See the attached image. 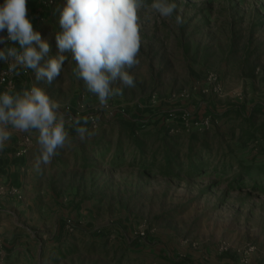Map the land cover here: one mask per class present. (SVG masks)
Instances as JSON below:
<instances>
[{"label": "rangeland", "instance_id": "1", "mask_svg": "<svg viewBox=\"0 0 264 264\" xmlns=\"http://www.w3.org/2000/svg\"><path fill=\"white\" fill-rule=\"evenodd\" d=\"M170 2L164 18L143 0L135 87L117 82L123 94L106 106L71 52L51 84L20 68L71 131L37 170L34 242L44 251L33 264H264V54H246L237 36L264 22V0ZM65 3L27 0L51 56ZM77 118L91 137L73 133ZM37 137L21 142L35 160ZM61 222L65 238L54 240Z\"/></svg>", "mask_w": 264, "mask_h": 264}, {"label": "clouds", "instance_id": "2", "mask_svg": "<svg viewBox=\"0 0 264 264\" xmlns=\"http://www.w3.org/2000/svg\"><path fill=\"white\" fill-rule=\"evenodd\" d=\"M143 0H66L59 12L62 31L55 36L58 53L49 55L50 45L33 29L27 16V0H4L0 5V61L9 63V71L18 67L35 72L36 81L51 84L62 72L66 56L71 52L77 64L75 72L87 91L94 94L102 106L109 98L122 95L119 84L135 87L130 69L139 64L141 45L138 10ZM161 17L170 18L176 4L170 0H152L149 6ZM176 23L182 17L176 15ZM7 45V46H6ZM58 101L50 98L43 87L33 84L30 90L0 93V150L10 140L11 129L38 133L40 156L35 162L48 165L58 149L70 146L64 114ZM75 131L81 140L93 133L84 126L87 120H75Z\"/></svg>", "mask_w": 264, "mask_h": 264}, {"label": "crops", "instance_id": "3", "mask_svg": "<svg viewBox=\"0 0 264 264\" xmlns=\"http://www.w3.org/2000/svg\"><path fill=\"white\" fill-rule=\"evenodd\" d=\"M3 3L4 0H0V5ZM33 6L34 3H30V13ZM40 10L42 11V8ZM243 25L242 33L237 36L245 45V53L250 54L249 50L256 46L254 54H264V22L256 26ZM4 46L0 45V49ZM4 70H9V63L0 61V74ZM20 71L18 67L12 72L13 94L23 92L31 83L30 80L20 76ZM3 92L4 86L0 84V93ZM71 125L73 131L76 126ZM9 131L12 132L10 140L6 142L3 150H0V263L33 264L44 251L36 247L34 242L37 233V213L34 207L36 191L33 188L37 185L38 172L32 150L23 155L17 153L23 138L33 139L36 131L22 133L11 129L10 126ZM60 237L65 238L62 222L54 240H60ZM55 251L58 252V248ZM61 253L64 255L63 250Z\"/></svg>", "mask_w": 264, "mask_h": 264}, {"label": "built area", "instance_id": "4", "mask_svg": "<svg viewBox=\"0 0 264 264\" xmlns=\"http://www.w3.org/2000/svg\"><path fill=\"white\" fill-rule=\"evenodd\" d=\"M7 33L6 30L4 32H0V36H5L6 37ZM4 45V44H0ZM24 73H26V70L23 69ZM12 72L9 70H4L0 74V84L4 86V91H10L12 92L13 90V83H12ZM69 121L71 122V118H69ZM93 123V121L91 122ZM27 152L26 148L21 147L20 150L18 151L17 155H23ZM0 252H1V246H0ZM1 264V263H0Z\"/></svg>", "mask_w": 264, "mask_h": 264}, {"label": "trees", "instance_id": "5", "mask_svg": "<svg viewBox=\"0 0 264 264\" xmlns=\"http://www.w3.org/2000/svg\"><path fill=\"white\" fill-rule=\"evenodd\" d=\"M30 3H34V2H32V1H30ZM191 150V149H190ZM196 155H199V152L198 153H192V154H190L189 155V158L192 160V158H194ZM195 161V160H194ZM198 163H199V161H198ZM257 173H259L260 171L262 172V170L261 169H259V170H255ZM251 172H253V170H251V169H247V170H245L244 171V174L245 175H249ZM263 173V172H262Z\"/></svg>", "mask_w": 264, "mask_h": 264}]
</instances>
